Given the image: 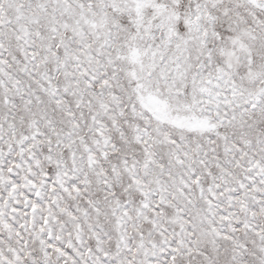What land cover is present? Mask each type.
<instances>
[{
	"label": "snow or ice",
	"instance_id": "1",
	"mask_svg": "<svg viewBox=\"0 0 264 264\" xmlns=\"http://www.w3.org/2000/svg\"><path fill=\"white\" fill-rule=\"evenodd\" d=\"M0 264H264V0H0Z\"/></svg>",
	"mask_w": 264,
	"mask_h": 264
}]
</instances>
